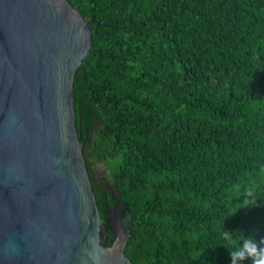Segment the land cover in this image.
Listing matches in <instances>:
<instances>
[{"label":"trees","instance_id":"1","mask_svg":"<svg viewBox=\"0 0 264 264\" xmlns=\"http://www.w3.org/2000/svg\"><path fill=\"white\" fill-rule=\"evenodd\" d=\"M66 2L90 33L71 100L101 244L116 209L129 264H231L224 229L264 239V0Z\"/></svg>","mask_w":264,"mask_h":264},{"label":"water","instance_id":"2","mask_svg":"<svg viewBox=\"0 0 264 264\" xmlns=\"http://www.w3.org/2000/svg\"><path fill=\"white\" fill-rule=\"evenodd\" d=\"M89 45L66 0H0V264H129L118 210L101 244L74 126L73 76Z\"/></svg>","mask_w":264,"mask_h":264},{"label":"clouds","instance_id":"3","mask_svg":"<svg viewBox=\"0 0 264 264\" xmlns=\"http://www.w3.org/2000/svg\"><path fill=\"white\" fill-rule=\"evenodd\" d=\"M246 196L254 205L255 194L252 190L246 193ZM237 231L223 230L222 238L226 241L228 251L231 257V264H243L245 261H251V264H264V239L259 242L253 236H246L242 232L234 235Z\"/></svg>","mask_w":264,"mask_h":264},{"label":"rangeland","instance_id":"4","mask_svg":"<svg viewBox=\"0 0 264 264\" xmlns=\"http://www.w3.org/2000/svg\"><path fill=\"white\" fill-rule=\"evenodd\" d=\"M106 172L107 171L102 164H95L91 170L92 178L94 179V181H96L101 186H104V188L105 187L107 188L109 185V182L106 178ZM113 210L110 212H113ZM122 230H125V226L123 224H122Z\"/></svg>","mask_w":264,"mask_h":264},{"label":"flooded vegetation","instance_id":"5","mask_svg":"<svg viewBox=\"0 0 264 264\" xmlns=\"http://www.w3.org/2000/svg\"><path fill=\"white\" fill-rule=\"evenodd\" d=\"M110 211H112V210H110ZM110 211L108 212V213H110ZM110 233V232H109Z\"/></svg>","mask_w":264,"mask_h":264}]
</instances>
